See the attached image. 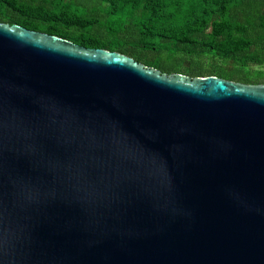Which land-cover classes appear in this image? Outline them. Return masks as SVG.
Segmentation results:
<instances>
[{
  "label": "water",
  "instance_id": "1",
  "mask_svg": "<svg viewBox=\"0 0 264 264\" xmlns=\"http://www.w3.org/2000/svg\"><path fill=\"white\" fill-rule=\"evenodd\" d=\"M0 264H264V83L0 22Z\"/></svg>",
  "mask_w": 264,
  "mask_h": 264
},
{
  "label": "trees",
  "instance_id": "2",
  "mask_svg": "<svg viewBox=\"0 0 264 264\" xmlns=\"http://www.w3.org/2000/svg\"><path fill=\"white\" fill-rule=\"evenodd\" d=\"M0 22L165 73L264 83V0H0Z\"/></svg>",
  "mask_w": 264,
  "mask_h": 264
}]
</instances>
